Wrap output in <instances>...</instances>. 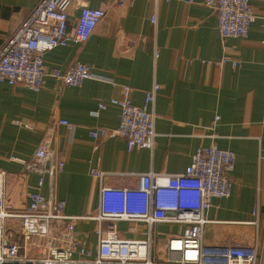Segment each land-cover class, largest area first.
<instances>
[{
    "label": "crops",
    "instance_id": "crops-1",
    "mask_svg": "<svg viewBox=\"0 0 264 264\" xmlns=\"http://www.w3.org/2000/svg\"><path fill=\"white\" fill-rule=\"evenodd\" d=\"M37 1L0 0V44ZM87 2L104 16L85 42L57 46L43 55L47 74L41 88L0 82V168H20L47 138L65 162L52 195L64 202L65 214L86 216L98 212L103 185L135 187L139 174L182 172L201 146L230 150L235 155L228 174L230 194L211 199L203 241L264 249V0H249L255 19L248 35L224 43L217 14L204 0ZM79 13L77 6L71 9L68 29ZM74 62L87 64L103 79L71 86L50 75L65 72ZM154 82L161 88L152 106L156 136L151 150L127 151L117 135L89 136L93 128L117 127L120 108L109 100L121 95L123 85L130 87L131 102L141 105ZM99 102L105 107L91 115ZM36 180L37 175H29V189ZM48 186L46 177L40 192L48 195ZM117 226L131 239L145 238L148 231L142 222L118 221ZM75 228L94 248L95 221L79 219ZM183 228L153 224L151 255L164 260L167 235ZM160 244L167 254L163 258L157 256Z\"/></svg>",
    "mask_w": 264,
    "mask_h": 264
},
{
    "label": "built area",
    "instance_id": "built-area-1",
    "mask_svg": "<svg viewBox=\"0 0 264 264\" xmlns=\"http://www.w3.org/2000/svg\"><path fill=\"white\" fill-rule=\"evenodd\" d=\"M87 1L38 0L0 44V82L22 84L32 90L41 88L47 74L43 55L57 46L85 42L104 16L102 9L90 7ZM126 1L118 0L120 4ZM204 3L217 14V29L223 43L230 37L248 35L255 19L249 0H204ZM76 6L80 13L70 30L68 16ZM150 21L155 24L154 15ZM232 63L238 61L233 59ZM50 75L71 86L88 78H100L81 62H74L65 72L55 70ZM160 88L161 84L154 82L145 91L143 103L135 105L129 97L130 87L123 85L121 95L109 100L120 108L117 127L93 128L89 136L104 139L117 135L124 139L127 151L151 150L156 136L152 106ZM104 107V102H99L91 115L98 116ZM60 123L73 130L68 121ZM234 161L235 155L230 150L201 146L182 172L139 174L135 187L103 185L96 214L70 216L64 212V202L52 195L53 181L65 162L44 138L32 159L23 162L20 168H0V264H264V249L256 244L208 245L202 238V229L209 222L206 211L211 199L230 194L228 174ZM31 174L37 175L33 189H29L27 182ZM46 177L48 195L40 192ZM79 219L95 221L94 248L76 230ZM118 221L144 223L148 228L146 237H125L118 229ZM155 223L184 227L181 232L167 235L168 255L164 260L150 253V230Z\"/></svg>",
    "mask_w": 264,
    "mask_h": 264
},
{
    "label": "rangeland",
    "instance_id": "rangeland-1",
    "mask_svg": "<svg viewBox=\"0 0 264 264\" xmlns=\"http://www.w3.org/2000/svg\"><path fill=\"white\" fill-rule=\"evenodd\" d=\"M166 255H167L166 252L163 251V248H162V246L160 244L159 247L157 248V256H158V258H163Z\"/></svg>",
    "mask_w": 264,
    "mask_h": 264
}]
</instances>
